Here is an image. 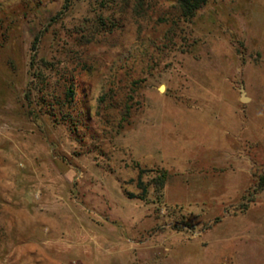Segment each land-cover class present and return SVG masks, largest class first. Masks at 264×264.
<instances>
[{"label": "rangeland", "instance_id": "1", "mask_svg": "<svg viewBox=\"0 0 264 264\" xmlns=\"http://www.w3.org/2000/svg\"><path fill=\"white\" fill-rule=\"evenodd\" d=\"M175 4L0 0V264H264V0Z\"/></svg>", "mask_w": 264, "mask_h": 264}, {"label": "trees", "instance_id": "2", "mask_svg": "<svg viewBox=\"0 0 264 264\" xmlns=\"http://www.w3.org/2000/svg\"><path fill=\"white\" fill-rule=\"evenodd\" d=\"M207 2L208 0H176L175 7L178 12V16L176 18L177 19L183 18L184 20H190L200 9H202L207 4ZM121 4H122V12L124 11L127 12L131 7L134 13L135 12L140 13L143 9L144 0H136L134 4H132L131 0H121ZM109 20L111 24V29H109V32H111L112 29H115L116 27L119 28L122 27V26H117V24L121 21L120 19L117 20V18L110 17ZM164 21L165 23L169 22L167 18ZM97 22L98 24H101V27H104L106 25L101 16H99ZM91 29L94 30V27H92ZM92 30H90L91 39H93L94 36ZM91 69L89 68L88 72H90ZM107 79L108 81H106V86H108V90L107 92L104 91L97 98V105H98L97 108L100 109L103 106L107 108L113 107L115 111H117V115L115 116V119H117L116 125L117 127L119 126L123 127L124 123H128V119L130 118V111L132 109L130 102L133 99V93H135L134 86L137 85L138 82L137 79H131L130 77L128 78L126 76L124 79L117 78V76H115L114 74L107 77ZM72 85L73 84H71L67 88L66 92L68 96H72L73 98L74 86ZM118 95H120V97L116 99ZM160 177H161L160 186H162L163 184H165L167 175L165 172H162L160 173ZM262 187H264L263 180L259 182V184L257 185V189H261ZM140 198L143 199L144 196H141Z\"/></svg>", "mask_w": 264, "mask_h": 264}, {"label": "water", "instance_id": "3", "mask_svg": "<svg viewBox=\"0 0 264 264\" xmlns=\"http://www.w3.org/2000/svg\"><path fill=\"white\" fill-rule=\"evenodd\" d=\"M163 88V89H162ZM160 90H164V86H161L160 87ZM249 100V98L245 95V90H244V88H241V94H240V101L241 102H246V101H248Z\"/></svg>", "mask_w": 264, "mask_h": 264}, {"label": "bare ground", "instance_id": "4", "mask_svg": "<svg viewBox=\"0 0 264 264\" xmlns=\"http://www.w3.org/2000/svg\"><path fill=\"white\" fill-rule=\"evenodd\" d=\"M163 89V88H162Z\"/></svg>", "mask_w": 264, "mask_h": 264}]
</instances>
